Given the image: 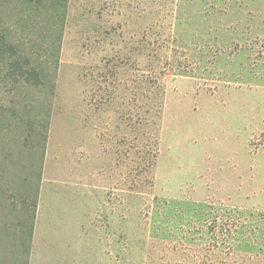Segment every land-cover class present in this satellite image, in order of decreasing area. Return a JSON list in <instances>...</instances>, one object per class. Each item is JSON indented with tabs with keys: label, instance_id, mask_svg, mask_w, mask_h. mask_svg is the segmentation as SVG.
I'll use <instances>...</instances> for the list:
<instances>
[{
	"label": "rangeland",
	"instance_id": "1",
	"mask_svg": "<svg viewBox=\"0 0 264 264\" xmlns=\"http://www.w3.org/2000/svg\"><path fill=\"white\" fill-rule=\"evenodd\" d=\"M16 13L0 35L52 66ZM7 53L0 104L48 117L37 207L70 233L32 264H264V0H68L53 90ZM21 132L0 126V264L26 259Z\"/></svg>",
	"mask_w": 264,
	"mask_h": 264
},
{
	"label": "trees",
	"instance_id": "2",
	"mask_svg": "<svg viewBox=\"0 0 264 264\" xmlns=\"http://www.w3.org/2000/svg\"><path fill=\"white\" fill-rule=\"evenodd\" d=\"M6 5L15 9L16 16L23 24H26L25 28H28L26 36H29L30 31L35 28H38L39 32L43 31L44 36L37 45L41 42L44 49L50 53L52 66H49L48 63L45 65L36 63L35 55L30 51L33 45L28 43L32 42L30 36L28 40L23 39L26 43L23 41L20 43V41H15L12 37L3 34L0 35V55L3 56L2 54L9 52L6 55L8 61L3 69L4 75L9 76L8 78L18 75L20 82L33 87L48 84L53 90V78L58 66V54L68 0H0V6ZM33 42L35 43V41ZM24 110V108L17 109L15 105L0 104V126L8 130L12 128L21 130L23 146L38 153L36 163L38 167L36 171L34 169L36 181L34 183L27 180L26 183L27 187L32 189V194L25 193L23 197L25 210L29 211V223L28 239H21V244L26 257L24 264H28L47 140L48 117H41V113H36L33 119L17 115Z\"/></svg>",
	"mask_w": 264,
	"mask_h": 264
},
{
	"label": "crops",
	"instance_id": "3",
	"mask_svg": "<svg viewBox=\"0 0 264 264\" xmlns=\"http://www.w3.org/2000/svg\"><path fill=\"white\" fill-rule=\"evenodd\" d=\"M39 213L40 210L38 208L36 212L34 231L32 235V243H31L32 250L30 251L31 254L28 261L29 264H32L34 257L41 250L39 239H46V238L59 239L58 237L54 236L57 234H59V236L65 237V239L67 238L70 239V233L67 228H62L58 231V229L61 227L59 220L56 219L58 221V224L54 223L56 220L51 223V219H49V217H45L46 215L42 217V215L40 216Z\"/></svg>",
	"mask_w": 264,
	"mask_h": 264
}]
</instances>
